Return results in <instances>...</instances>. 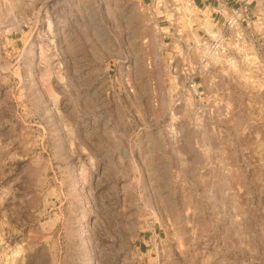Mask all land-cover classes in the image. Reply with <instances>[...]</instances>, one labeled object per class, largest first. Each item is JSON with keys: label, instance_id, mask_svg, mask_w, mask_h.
I'll use <instances>...</instances> for the list:
<instances>
[{"label": "rangeland", "instance_id": "obj_1", "mask_svg": "<svg viewBox=\"0 0 264 264\" xmlns=\"http://www.w3.org/2000/svg\"><path fill=\"white\" fill-rule=\"evenodd\" d=\"M153 19L0 0V264H264V23L213 57Z\"/></svg>", "mask_w": 264, "mask_h": 264}, {"label": "crops", "instance_id": "obj_2", "mask_svg": "<svg viewBox=\"0 0 264 264\" xmlns=\"http://www.w3.org/2000/svg\"><path fill=\"white\" fill-rule=\"evenodd\" d=\"M139 0L157 23L163 39L172 38L178 54L201 51L206 44L226 29L228 19L236 14L239 25L232 36L245 27L259 28L264 23V0ZM165 23V24H164ZM165 25V26H164Z\"/></svg>", "mask_w": 264, "mask_h": 264}, {"label": "built area", "instance_id": "obj_3", "mask_svg": "<svg viewBox=\"0 0 264 264\" xmlns=\"http://www.w3.org/2000/svg\"><path fill=\"white\" fill-rule=\"evenodd\" d=\"M250 5V3L246 2L245 6L243 7V12L247 11V7ZM238 22V17L236 14L232 15L228 21H227V29H235ZM209 54L213 57L220 56L224 50H225V41L222 37H218L216 39H213L211 43L209 44Z\"/></svg>", "mask_w": 264, "mask_h": 264}]
</instances>
